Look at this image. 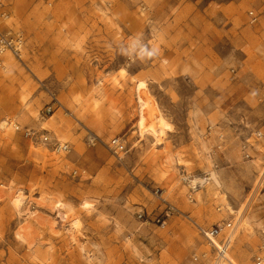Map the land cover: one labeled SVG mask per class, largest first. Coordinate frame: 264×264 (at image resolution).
<instances>
[{
  "label": "rangeland",
  "instance_id": "374dc122",
  "mask_svg": "<svg viewBox=\"0 0 264 264\" xmlns=\"http://www.w3.org/2000/svg\"><path fill=\"white\" fill-rule=\"evenodd\" d=\"M184 1L13 0L7 24L25 32L27 45L25 64L0 68V116L8 111L21 128L9 135L0 130V185L24 192L27 216L49 199L60 200L81 226L77 243L68 223L52 230L63 246L60 252L50 244L51 259L41 247L32 253L33 244L25 250L17 238L18 213L4 193L0 264H196L193 256L201 253L209 256L202 264H210L214 251H206L200 230L214 226L221 228L220 242L232 241L231 257L250 262L264 238V189L251 209L252 227H237L256 168L238 141L210 159L215 143L206 147L202 135L208 124L245 132L264 124V0ZM193 12L214 60L206 68L215 87L200 92L199 101L192 81L176 74L178 59L165 55L179 54L173 44H187L195 35L188 23ZM250 12L258 22L251 23ZM131 36L142 41L140 48L133 49ZM138 80L148 81L172 125V137L166 134L163 143L176 148V156L134 133ZM26 129L69 143L71 151L57 154L52 145L31 143ZM116 136L127 144L122 162L106 145ZM95 138L100 140L92 146ZM168 156L174 159L170 167ZM213 169L221 190L212 184L199 193L186 190L182 175L202 177ZM74 170L81 175L73 176ZM157 189L168 204L155 196Z\"/></svg>",
  "mask_w": 264,
  "mask_h": 264
},
{
  "label": "built area",
  "instance_id": "2783aa9c",
  "mask_svg": "<svg viewBox=\"0 0 264 264\" xmlns=\"http://www.w3.org/2000/svg\"><path fill=\"white\" fill-rule=\"evenodd\" d=\"M12 8L13 0H0V19L3 20L4 23L11 21ZM250 18L252 24L258 22L259 19V17L254 12H250ZM26 45L27 39L23 30H15L11 27H6L4 29L0 28V68L5 72L8 71V68L5 66V62H7L6 56L8 53H10L16 59L18 64H25L24 53L26 50ZM141 45L142 41H138L135 45H133V49H138L141 47ZM51 111L52 110L49 109V112ZM18 127L20 126L18 125ZM216 128V126L209 124L203 134L204 140L211 139L215 135L217 137V142L212 148L208 157L210 159L215 158L219 151L227 149V147L233 142L238 141L240 152L242 153L243 158L247 162L252 163L257 171V177L250 193L257 189H264V124L259 128H255L252 131L246 132L241 128H229L228 130L225 129L219 131H217ZM20 130L21 128H16V131ZM25 137L31 143L40 142L44 145H52L54 152L57 154L68 153L71 151V146L69 143H63L61 141L53 143L52 139L47 134H39L36 131L26 129ZM96 140L98 141L100 138H95L91 143L92 146L97 144ZM106 145L114 157L119 162H122L128 151L127 144L125 143L124 139L120 136H116L112 138L109 143H106ZM72 174L75 177L81 175L79 170H74ZM155 196L161 199L163 196V190L157 189ZM161 201H163V203H167V201L164 199H161ZM170 210H173V207L170 206L166 213H168ZM138 218L144 219L145 214L140 213ZM158 222H161V220H158ZM162 225L165 226L166 221L163 220ZM200 231L203 239L214 251L210 264H220L222 256H230L228 249L229 239L225 240L224 242L219 241L221 235V228L219 226L206 229L201 228ZM193 259L196 264H202L203 262L209 260V256L207 253L195 254ZM250 260L253 264H264V238L258 250L251 254Z\"/></svg>",
  "mask_w": 264,
  "mask_h": 264
},
{
  "label": "bare ground",
  "instance_id": "6f19581e",
  "mask_svg": "<svg viewBox=\"0 0 264 264\" xmlns=\"http://www.w3.org/2000/svg\"><path fill=\"white\" fill-rule=\"evenodd\" d=\"M0 24L2 25L0 26V28L4 29L6 27H9V25L7 23H4L3 20L0 21ZM129 39L132 45H135L136 42L139 41L136 40L134 36H131ZM6 60L7 62H5V66L6 68H8V70L17 64L16 59L10 53L7 54ZM59 102L61 103V105L64 104L62 100H60ZM134 106L135 110L133 114V120H135L134 127L136 129L134 133L139 136V141L147 137H152L157 142V144H163V140L167 132L172 130V125L167 121L157 98L152 94L148 81L138 80L134 92ZM13 120L14 119H12L8 111L5 110L4 115L0 116V130L6 132L7 135H9L11 134L13 127H15V130L16 128L20 129V127H18V125L15 124ZM42 129L46 128L42 126ZM164 161L167 165H171L172 163H174V159L171 156L166 157ZM183 166L184 165H180V167ZM182 177L183 181L185 182V188L186 190H189L190 193H199L201 189L211 184L218 191L223 188V184L220 180V175L215 169L209 170L202 177L187 175H182ZM262 192L263 189L261 188L252 191L246 196L241 209L238 210V221L236 225L237 227L244 226V228L247 230L252 227V217H250L251 209L255 205V202ZM4 193H8L10 195L13 208L18 213L19 228L17 232V238L20 241L27 242L29 245H31V243L27 240V235L32 229V226L28 219L31 217H36V210H32L30 212V215L27 216L28 214L23 210V206L27 202V199L25 198L24 192L22 190L15 191L11 187H5V185L1 184L0 198H3ZM216 197H219V195H216ZM42 199L44 200L43 197ZM161 199L163 200V197H161ZM225 210L231 211L232 207L228 206L225 208ZM59 216L63 223H68V231L73 235V239L77 243V239L75 238L74 233L80 229V220L71 219L70 216H68L66 213H63L62 211H60ZM238 231L239 229H236L235 227L232 231L233 236H235ZM231 243L232 241L228 243V249ZM82 249H84L83 246ZM205 249L206 251L208 250L210 252L212 248L207 246ZM227 261H229L231 264H238L236 260L231 257V255L229 257L222 256L220 264H228ZM248 264L253 263L250 260Z\"/></svg>",
  "mask_w": 264,
  "mask_h": 264
},
{
  "label": "crops",
  "instance_id": "0c3cea01",
  "mask_svg": "<svg viewBox=\"0 0 264 264\" xmlns=\"http://www.w3.org/2000/svg\"><path fill=\"white\" fill-rule=\"evenodd\" d=\"M184 5H185V1L180 4V6H184ZM196 16L197 13L193 12L192 14H190L188 20L190 27L192 26L196 31L192 39H190V41L187 44H179L178 47H177V43L173 44L174 45L173 48L178 49L179 54H177L175 51H172V52H167L165 55L172 60L178 59L176 66L177 68L176 74L178 76L186 77L190 82L192 81L193 91H194L193 99H195V101H199L200 92H206L208 90H211L213 87H215V85H214V80L207 76L206 67L208 66V64L210 65L212 63L214 64L213 58H211L210 55H208L209 53L207 51V47H205L206 46L205 40H208L207 39L208 37L205 36L203 29L200 26H198L196 23H194L195 21L194 18H196ZM198 20L200 21L199 23L201 26H208L207 23L201 21L200 19ZM209 46H210V42H209ZM247 48H250V45H246L245 49ZM245 49H243L242 52L246 53V51H244ZM156 66H158L157 69H160L158 62L156 63ZM144 73L145 71H142L140 74L143 75ZM205 131L206 129L203 131V134ZM217 131H219V129H217ZM167 136L168 138L172 137L171 131L167 132ZM145 139H148L151 142H153L151 143L152 148H155L157 151H166L167 154H170V150H171L173 156H176V152H177L176 148L172 147V149L171 148L169 149V145L167 143L154 145L155 140H153L152 137H147ZM204 142L206 143V147H211L214 143L216 144L217 137L215 135L211 139L204 140ZM200 149L203 151V147H200ZM201 153H205V152H201ZM167 166L170 167L169 165ZM160 173H162V170H160ZM148 176H150V180L152 183H157L158 179L156 176L154 177H152L151 175ZM158 178L160 179L161 177L158 176ZM59 204H62V201L60 200L53 201L52 199H49L40 207H38V209H36L35 211L36 217H31L30 224L32 226V229L27 235V240L28 242L31 243V245L33 244V247L31 249L32 253L36 254V249L38 247H41L43 253L49 256L51 255L49 257V259H51L53 257L51 254L53 248L51 249L50 244H52L53 247H56L61 252V248L63 245L60 243L58 238L52 235V230L59 229V226L63 223L59 216L60 211H62L63 213H67L63 209V207H59ZM42 240L45 242L44 244ZM23 243H24L23 247H25V250H27L28 243L27 242H23ZM88 243L89 241L87 240L84 243L86 248H88L89 245Z\"/></svg>",
  "mask_w": 264,
  "mask_h": 264
}]
</instances>
